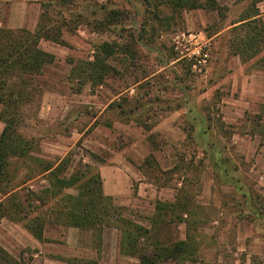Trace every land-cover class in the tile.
Wrapping results in <instances>:
<instances>
[{
  "label": "rangeland",
  "instance_id": "1",
  "mask_svg": "<svg viewBox=\"0 0 264 264\" xmlns=\"http://www.w3.org/2000/svg\"><path fill=\"white\" fill-rule=\"evenodd\" d=\"M48 1L0 0V28L34 32ZM216 2L214 11L181 13L142 0L48 7L65 44H39L55 60L36 80L42 97L19 126L32 150L10 162L6 191L20 181L22 194L49 189L47 176L36 175L44 165H62L67 178L89 167L117 212L95 242L90 230L56 220L60 196L50 197L39 241L0 207V264H139L148 242L124 252L121 230H149L156 203L176 199L188 214L167 215L154 231L164 245H192L176 264H264V49L245 62L233 53L242 18L258 14L264 26V0ZM100 7L124 16L97 30ZM104 42L110 70L95 85L77 68ZM112 181L121 194H109Z\"/></svg>",
  "mask_w": 264,
  "mask_h": 264
},
{
  "label": "trees",
  "instance_id": "2",
  "mask_svg": "<svg viewBox=\"0 0 264 264\" xmlns=\"http://www.w3.org/2000/svg\"><path fill=\"white\" fill-rule=\"evenodd\" d=\"M69 1L49 0L47 4H42L34 32L0 28V121L4 123L0 134V193L3 196L8 194L9 198L7 202H0V207L3 212H7L12 221L22 223V227L40 241L43 239L46 223V213L41 211V208L48 203L50 197L60 196L54 203L56 220L63 226L90 230L94 241L100 242L103 227L111 226V218L113 220L117 211L108 205L111 199L103 193L100 174L93 172L89 167L87 171L79 169L67 178L61 176L62 165L59 164L55 168L51 164L44 165L36 175L47 176L49 189L36 192L26 188V193L22 194L21 186L26 181H20L12 186L9 192L6 191V184L10 182L7 179L10 162L25 161L32 150L31 143L21 136L19 126L33 112L31 105L40 102L42 97V88L36 80L43 74L44 67L55 60V57L42 50L39 44L41 40L58 45L65 44L60 25L50 20L47 9L50 5L59 9L66 8ZM142 2L154 8L168 7L175 13L218 9L216 0H142ZM100 9L103 11L104 22L94 27L97 30L103 29L105 24L119 22L124 16L119 9L105 7ZM257 15H249L240 20V34L233 53L242 62L253 59L264 49V26L260 19L255 18ZM111 52L110 45L105 42L96 46L92 61L82 62L77 68L79 76L92 84H102L110 70L107 58ZM118 108L121 106L118 105ZM65 189L75 190L76 195L65 194ZM183 206L177 199L173 203L157 202L149 230L126 223L121 230V249L133 253L141 249L139 241L145 239L148 242L149 255L140 256L139 264H176L181 261L189 253L188 246L192 245L186 241L164 245L155 237L154 231L164 223L167 215L173 217L178 210H182L179 212L183 215L188 214L186 209H182ZM170 220L174 222L173 219ZM188 237L190 242V236L187 234Z\"/></svg>",
  "mask_w": 264,
  "mask_h": 264
},
{
  "label": "crops",
  "instance_id": "3",
  "mask_svg": "<svg viewBox=\"0 0 264 264\" xmlns=\"http://www.w3.org/2000/svg\"><path fill=\"white\" fill-rule=\"evenodd\" d=\"M112 183V189H113V191L111 190L110 192H109V194L110 195H119V194H121V192L119 193V189H118V187H117V185H116V183H115V181H112L111 182Z\"/></svg>",
  "mask_w": 264,
  "mask_h": 264
},
{
  "label": "built area",
  "instance_id": "4",
  "mask_svg": "<svg viewBox=\"0 0 264 264\" xmlns=\"http://www.w3.org/2000/svg\"><path fill=\"white\" fill-rule=\"evenodd\" d=\"M189 38H191L190 40H192V38H194V36H190ZM196 54L199 55L198 52H196ZM206 57H207L206 54L202 55L201 61L199 63H205Z\"/></svg>",
  "mask_w": 264,
  "mask_h": 264
}]
</instances>
